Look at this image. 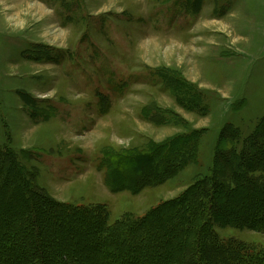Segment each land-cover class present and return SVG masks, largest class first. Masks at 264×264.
<instances>
[{
    "label": "rangeland",
    "instance_id": "rangeland-1",
    "mask_svg": "<svg viewBox=\"0 0 264 264\" xmlns=\"http://www.w3.org/2000/svg\"><path fill=\"white\" fill-rule=\"evenodd\" d=\"M262 122L264 0H0V167L16 168L11 150L106 229L217 178L230 143L245 161L264 147ZM165 144L168 180L110 185L153 180L137 174L150 171L142 155ZM215 229L264 251L261 228Z\"/></svg>",
    "mask_w": 264,
    "mask_h": 264
},
{
    "label": "trees",
    "instance_id": "trees-1",
    "mask_svg": "<svg viewBox=\"0 0 264 264\" xmlns=\"http://www.w3.org/2000/svg\"><path fill=\"white\" fill-rule=\"evenodd\" d=\"M166 146L142 155L150 161V171L137 174L155 176L153 180L127 182L123 188L119 182L110 185L135 192L139 186L168 180L176 165L170 162L174 148L167 152ZM258 146L243 161L230 143L227 166H215L217 178L198 180L181 196L108 229L99 215L90 214V207L71 208L53 200L24 173L10 150L7 157L16 168L0 167V264H264V251L234 239L223 241L215 229L218 225L264 232V194H259L264 184L258 181L264 179V147ZM119 159H111L112 166ZM236 160L243 161L240 168L239 162L233 164ZM253 174H260L258 180ZM252 189L256 193L241 211L229 209ZM89 218H94L95 231L88 230L93 227Z\"/></svg>",
    "mask_w": 264,
    "mask_h": 264
}]
</instances>
